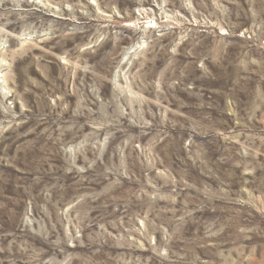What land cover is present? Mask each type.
Instances as JSON below:
<instances>
[{"label": "rangeland", "instance_id": "obj_1", "mask_svg": "<svg viewBox=\"0 0 264 264\" xmlns=\"http://www.w3.org/2000/svg\"><path fill=\"white\" fill-rule=\"evenodd\" d=\"M0 264H264V0H0Z\"/></svg>", "mask_w": 264, "mask_h": 264}, {"label": "bare ground", "instance_id": "obj_2", "mask_svg": "<svg viewBox=\"0 0 264 264\" xmlns=\"http://www.w3.org/2000/svg\"><path fill=\"white\" fill-rule=\"evenodd\" d=\"M147 27L149 28H152L153 27V23H151V21L147 24ZM139 50H141V45H137V44H133L131 46H129L127 49H126V52L125 54L126 55H129V54H132V53H136L138 52Z\"/></svg>", "mask_w": 264, "mask_h": 264}]
</instances>
